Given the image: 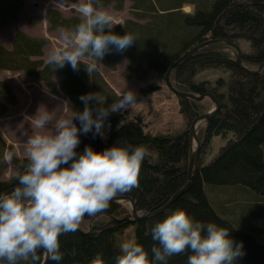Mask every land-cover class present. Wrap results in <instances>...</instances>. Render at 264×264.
Segmentation results:
<instances>
[{
  "label": "trees",
  "instance_id": "16d2710c",
  "mask_svg": "<svg viewBox=\"0 0 264 264\" xmlns=\"http://www.w3.org/2000/svg\"><path fill=\"white\" fill-rule=\"evenodd\" d=\"M124 1L95 0L99 6L112 4L115 10H122ZM129 1L132 19L106 30L133 33L136 41L122 51L107 52L102 60L88 54L85 57L110 69H114L116 60L126 59L125 77L142 78L153 71L160 78L175 60L199 43L221 38L239 46L245 67L254 69L264 62V0ZM22 6L23 0H0V28L14 21ZM185 6H190L191 11H184ZM45 16L50 30L74 29L82 19L81 15L65 18L56 9H48ZM45 43L46 39L16 32L10 50L0 46V69L23 71L41 80L51 92L56 91L53 75L61 74L59 89L67 96L71 111L83 109L84 103L79 99L83 93L98 92L106 98L98 97L99 104L120 98L98 71H86L87 63L78 62L74 70L67 62L63 67L45 62L41 59ZM231 51L224 44L203 47L170 73L178 91L210 92L220 103L199 136L196 168L185 191L161 213L137 222L112 221V217L125 214L117 202H109L108 208L95 215L85 214L82 221L87 222V227L61 233L58 239L64 255L60 261L48 259L46 264H91L97 252L103 254L106 264H116L123 232L130 226L132 238L150 252L157 243L152 239L151 226L177 208L203 222L228 226L229 234L243 241L244 254L237 258L236 264H264V70L258 74L243 71ZM205 70H219V74L202 75ZM156 88L146 86L137 98L151 94ZM0 98L8 104L15 101L10 86L3 80H0ZM177 98L179 111L187 123L204 109L200 101ZM94 104L89 101V106ZM6 111L7 106L0 102V116ZM74 122L79 124L75 118ZM105 127L103 136L92 132L79 134L77 151H83L85 145L101 151L125 142L148 146L152 151L141 163L137 184L116 196L132 198L142 213L162 206L185 181L189 159L187 131L152 133L146 130L140 117L129 116L128 108L110 113ZM216 137L221 142L209 152ZM11 149L0 134V176L8 166L4 152ZM10 162L16 172L9 179L0 178V193L10 192L18 183L17 174L25 170L29 158H19L13 153ZM224 194L229 200L220 203L217 196ZM189 252L172 255L167 264H187ZM38 254V261L28 258L16 264H40L43 250H38Z\"/></svg>",
  "mask_w": 264,
  "mask_h": 264
},
{
  "label": "clouds",
  "instance_id": "9594fccd",
  "mask_svg": "<svg viewBox=\"0 0 264 264\" xmlns=\"http://www.w3.org/2000/svg\"><path fill=\"white\" fill-rule=\"evenodd\" d=\"M79 10L82 19L74 31H61V39L71 47L55 48L48 56L58 67L67 62L75 70L86 54L102 60L107 52L122 51L136 41L133 33L106 30L112 16L96 8L93 0H82ZM98 70L95 59L87 63V72ZM98 97L106 99L98 92L81 94L82 110L57 117L50 131L29 137V163L17 174L13 189L0 193V264L28 258L38 261V250H43L47 259L60 261L64 253L59 235L75 231L85 214L95 215L108 208L118 193L137 184L141 163L152 151L148 146L125 142L101 151L90 145L77 151L79 134L103 136L109 114L137 102V93L131 89L107 104L97 103ZM89 101H94V106H89ZM30 118L37 128H47L51 121L49 111H41V107ZM12 156L9 151L7 159ZM150 231L157 242L150 252L135 238L124 239L119 243L116 264H167L169 257L185 250H190L187 264H236L244 254L243 241L235 240L228 226L195 219L182 208L157 220ZM91 264H106L103 254L97 252Z\"/></svg>",
  "mask_w": 264,
  "mask_h": 264
},
{
  "label": "rangeland",
  "instance_id": "374dc122",
  "mask_svg": "<svg viewBox=\"0 0 264 264\" xmlns=\"http://www.w3.org/2000/svg\"><path fill=\"white\" fill-rule=\"evenodd\" d=\"M81 3L82 0H23V6L19 11L18 17L0 28V46L10 50L12 48L13 37L18 31L30 37L46 39L41 59L48 62V56L53 49L71 47L70 44L61 39V31H74V29L66 27H59L55 30L48 29V22L45 16L46 11L48 9H56L65 18L80 16L79 5ZM93 3L96 8L107 10L111 14V27L122 25L125 20L132 19L128 11L131 5L129 0L124 1L122 10H115L112 4L99 6L95 0H93ZM183 10L187 12L191 11V7L185 6ZM231 53L234 55L233 51ZM82 59L84 63L92 60L85 56ZM114 63V69H110L97 62L98 72L116 95L121 96L128 89L138 94L141 89L148 85L157 86L156 90L151 94L138 97L137 102L128 107L130 117H140L141 121L145 124L146 130L152 133L171 132L182 134L181 132L188 131L190 123H187L181 115L178 98L168 90L163 76L158 78L155 72L150 71L142 78H139L140 75L133 76L137 78H127L123 73L128 68V61L126 59H118ZM205 74H207L206 76L214 77L219 74V70H205L202 72V75ZM0 80L8 83L15 100L12 104H8L0 98V102L7 106V111L0 116V134L4 138L5 144L12 148L4 152L8 166L0 178L9 179L15 174L16 170L10 160L7 159V153L13 151L16 157L29 158V137L37 132L45 133L50 131L54 127L57 117H66L71 114V110L67 105V96L59 89V84L63 80V76L59 73L52 77V81L56 86L55 92H51L41 80L28 76L23 71L0 69ZM170 81L172 83L171 76ZM200 102L204 109L199 114L205 113L214 106V102L209 98H204ZM39 107H41V111L46 108L50 113L51 121L46 125L47 128H37L30 118ZM204 125L205 122L202 120L196 125V134L199 142V136L203 131ZM105 130L107 132V126ZM219 142H221V139L214 138L209 152L215 150ZM188 143L189 146L192 144V147L196 145L194 140L190 142L188 139ZM217 200L220 203H224L229 200V196L226 194L220 195L217 196ZM120 204L124 208L125 214L130 213L132 207L130 201H121ZM141 213L139 212V214ZM220 214L222 215V213ZM79 226L84 229L87 227V222L81 220ZM132 230V226L126 228L123 232V239L132 238Z\"/></svg>",
  "mask_w": 264,
  "mask_h": 264
},
{
  "label": "water",
  "instance_id": "95a60500",
  "mask_svg": "<svg viewBox=\"0 0 264 264\" xmlns=\"http://www.w3.org/2000/svg\"><path fill=\"white\" fill-rule=\"evenodd\" d=\"M215 44H224V45L230 47L233 51V54L235 57V62L237 64V66L240 67L243 71H245L249 74H258L264 70V62L261 63L260 65H258L254 69H250V68L245 67L242 63V60H241V50H240L239 46L230 42V41H227V40L221 39V38L212 39V40H208V41H204L202 43H199L198 45L193 47L191 50H189L186 53H184L183 55H181L177 60H175L169 66V68L167 69V71L164 75V83H165L166 87L168 88V90H170L177 97L191 98V99H194L196 101H201L204 98H209L212 102H214V106L211 109H209L205 113H202V114L195 116L190 122L188 131H187L188 139L190 140V142H191V140H194L196 145H195V147H192L191 146L192 144L189 146L188 170H187V175H186L185 181L172 194L170 199L168 201H166L162 206L158 207L157 209H155L153 211L143 212L141 214H139V211L137 210L136 204L132 198H130L128 196H115L114 198H112L110 200V202L120 203L121 201H125V200L127 201L128 200L131 202L132 207H131L130 213H127V214H125L119 218L112 217L111 218L112 221L120 222V221H126L127 220L129 222H137L140 220H144V219L153 217V216L161 213L162 211H164L165 208H167L178 196H180L185 191L187 186L190 184V181L192 179V176H193L195 168H196L197 155H198V150L200 147V142H199V139H198L197 134H196V125L201 120L206 123L207 120L219 109L220 103H219L218 99H216V97L213 94H211L210 92H202L199 94H194L192 92L178 91L177 89L174 88V86L172 85V83L170 81V73L177 65H179L181 62L185 61L186 59L190 58L199 49L206 47V46H209V45H215ZM47 260L48 259L45 256V254H43L42 261L40 264H46Z\"/></svg>",
  "mask_w": 264,
  "mask_h": 264
}]
</instances>
